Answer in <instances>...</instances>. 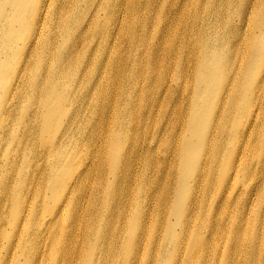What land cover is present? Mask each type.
Masks as SVG:
<instances>
[{
  "label": "bare ground",
  "instance_id": "bare-ground-1",
  "mask_svg": "<svg viewBox=\"0 0 264 264\" xmlns=\"http://www.w3.org/2000/svg\"><path fill=\"white\" fill-rule=\"evenodd\" d=\"M0 36V52L8 38L15 54L10 65L0 59V264H140L153 212L170 207L184 220L170 264H186L177 255L190 235L203 260L187 264H207L216 241L227 247L209 254L213 264H264L252 242L264 244V0H0ZM177 67L195 113L172 98ZM144 121L152 133L159 125V144L173 138L165 162L175 160L174 171L190 163L177 188L142 143L148 133L139 137ZM182 131L187 157L177 156ZM52 206L51 216L36 212ZM131 207L134 241L124 235ZM85 224L89 234L79 239ZM173 234L155 244L174 250ZM78 240L85 251L74 250Z\"/></svg>",
  "mask_w": 264,
  "mask_h": 264
},
{
  "label": "rangeland",
  "instance_id": "rangeland-1",
  "mask_svg": "<svg viewBox=\"0 0 264 264\" xmlns=\"http://www.w3.org/2000/svg\"><path fill=\"white\" fill-rule=\"evenodd\" d=\"M23 4V3H22ZM27 5L28 3L27 2H24L23 5H20L22 6V8H27ZM23 21V20H21ZM42 32L45 31V29L41 30ZM3 39H4V36H2ZM45 39V35L42 34L39 38V42L41 40H44ZM0 40H1V36H0ZM6 45H2L3 49H4V52H0V59L4 60V61H8L9 60V65L12 63V59L11 57L14 56L15 54L10 51L9 47H10V43H9V39L6 38L5 41ZM38 42V43H39ZM1 47V46H0ZM38 50V48H36ZM34 52V51H33ZM33 54V53H32ZM3 55H6L7 58L6 59H3L2 56ZM39 53L38 51H35L34 53V56H33V59L35 61L38 60L39 58ZM32 59V61H34ZM14 60V59H13ZM14 64H15V70L17 69V64L14 60ZM176 67V66H175ZM4 72V71H3ZM177 72H179L178 70V67L175 68L174 72H173V80H172V84L171 85H174V87L177 85L180 86V89L179 90H174L172 92V98L177 100V103L176 105L180 106L183 104L184 106V109H186L187 111H189V113H195L196 112V108L197 106L195 107V105L193 104V101H192V104L189 103V100H187V98L189 97V94H190V91L188 89V86H187V76L186 75H182L181 77L178 78L177 76ZM5 73V72H4ZM37 75H38V70H37ZM1 76V74H0ZM178 78V79H176ZM148 85L146 84H143L141 83L139 85V89L141 90L139 96H138V99H139V102H138V107H139V110L141 111L143 109V107H145V91H148ZM178 88V87H177ZM168 89V88H167ZM165 89V91L167 90ZM165 91L160 95V98L163 97V95L165 94ZM43 93V92H42ZM41 96V100H43V96L42 94L40 95ZM154 96V95H152ZM191 96L192 98L196 97L193 93V91L191 92ZM30 103H28L27 105H29ZM164 107L168 110V113H170L171 111H173L174 109V106L171 104V103H166L164 102ZM150 110H152L155 114L158 112V109H159V105L157 103H155L153 105V107H149ZM201 109V108H200ZM44 113H45V117L42 121L43 124H46V114L48 113L47 109H43ZM22 117H24L23 114H20ZM189 116V115H188ZM25 117H28L27 115H25ZM56 114L54 116V118H56ZM165 118H167L168 116H163ZM159 120V119H158ZM157 120H154V123H156ZM146 122L145 125L141 126L137 132L139 134V137L141 136V134H143V132L145 133H148V137L146 136L145 138L142 136L141 137V140H142V143L150 146L153 150H155L157 152V158H158V167L159 168H163V167H169V172L172 174V177H173V180H172V184L174 183L175 181V177L177 178L176 180V183H175V187L177 188L179 186V179L180 177H182V172H185L188 170L189 168V164L190 163H187V160L186 161H183L182 163L180 162V164L178 165V168L176 171H174L173 167L176 165L175 163V160L173 163H166L165 161L169 159V157H174V153H172L173 151V148H170V145H171V142L173 141V138H171L170 136H167V139L166 141H162V143L159 144L158 142V134H159V125L156 127L155 131L152 133V125L149 123L151 121H144ZM163 123V128L166 126L164 122ZM205 131H204V135H206V131L209 127V122H206L205 124ZM141 132V133H140ZM189 132V131H188ZM184 131H182V135L180 137V140L178 141V146L180 148L186 146L184 144L183 146V143H184V138H185V135H183ZM165 132H162L160 133L161 135V138H165ZM190 136H192V134L189 132ZM44 138L45 139H50V133L48 131H45L44 132ZM169 138V139H168ZM141 142V141H140ZM189 145V144H188ZM156 147V148H155ZM201 149L202 151H206V148H204V145L203 147H198V148H195V152H201ZM115 150V147L114 145H110L108 147V151L109 153L111 151ZM184 148H182V150L179 151V153L177 154V156H180L181 154L185 155V152L188 153L190 148H188L186 146L185 148V152L183 151ZM197 155V154H196ZM187 157V156H186ZM114 161H115V164L121 159V155L119 153H116L115 154V157L113 158ZM180 160V158L178 159V161ZM252 167H253V164H252ZM136 170L140 171L141 169V166L140 164L136 165L135 166ZM191 174H192V171H191ZM186 176V174L184 175ZM183 176V177H184ZM239 176H242V173H239ZM66 176L65 174L63 173L62 175H60V180L62 181L63 179H65ZM192 182V181H191ZM190 189V188H189ZM188 189V191H189ZM186 191V190H185ZM87 199H89L87 197ZM84 208H87V207H84ZM151 208V207H150ZM156 208L158 211H159V208L158 207H154ZM35 209L36 207H30L29 209V213H30V216L35 212ZM138 207H131V210H132V214L130 216V220H129V225H128V228H125L124 230V235H125V232L126 230H128V233H127V240H136L139 236H140V233L138 232L137 234V231H138V227L135 223V215L138 213ZM25 211H26V208H25ZM55 211L54 207H42L41 210L37 211L36 212H42L43 213V216H51L53 215L52 212ZM175 207H170V210L165 214V212H160L159 215H154L155 214V211L153 212V220L151 221L150 223V228H149V231H148V234L147 235H142L141 236V239L142 241H140V251H142V258L140 259V264H170L171 262L174 261L175 259V256H176V249L178 248V244L180 242V238H181V233L183 231V228L182 226H180L182 224V222L184 220H181L179 221L178 219V214H175ZM180 213V211H179ZM89 214V212H85V220L88 219V223H89V220L91 219V216L90 215H87ZM223 218H221V220L224 219V216L222 215ZM29 219V218H28ZM160 219V220H159ZM254 220L252 219V223H251V226L250 228H248V231L251 232V234L255 233L257 231V225L254 226ZM257 223H261V220L259 218H257L256 220ZM85 228L80 226L79 228V231H78V237L79 239H81L82 235L85 236V235H88L89 234V229L87 228V224H85ZM175 233L178 238H177V241L178 242L176 245H175V248L174 250H170V251H165L164 248L167 247V245H163L164 242L161 241V244H155L156 243V240H157V237L160 236L163 240V235L166 237V235H171V240H173L175 238L174 234ZM124 235H123V240H124ZM156 235V237H155ZM154 237H155V241L153 242L154 240ZM187 244H185V246H183V248L181 249V251L179 252V254L177 255L184 263H190L191 262V258H195L196 261H194L195 263H199L202 259V255L201 253L197 252V251H191V247H192V244L194 243L193 241L196 240V238H194L193 235H190L187 239ZM216 241V240H214ZM139 241H136V245ZM252 242L255 243L257 242L261 249L263 250V253H264V244H261V238H254V236L252 237ZM219 243H221L219 245ZM124 245V244H123ZM181 245V244H180ZM88 247V244H84L82 245L81 243V240H78L76 241L75 245H74V250L76 251H85V248ZM154 247H157V248H154ZM210 250H208L205 254L207 255L206 258H205V262L206 260L207 261V264H213L212 262V258L209 257V254L210 256L212 257V253H213V257L215 256L217 250L219 251V255L222 256V252H221V249L224 247H227L224 245V242H220V241H216V243H214L212 246H210ZM124 249L125 251H128L130 249V247H125L124 245ZM163 249V250H162ZM88 254H90L89 250L86 251ZM154 252V254H153ZM209 252V253H208ZM208 253V254H207ZM210 258V259H209ZM243 259H247L248 263L251 261L252 257L251 255H247L245 258ZM219 264H227V262H221Z\"/></svg>",
  "mask_w": 264,
  "mask_h": 264
}]
</instances>
